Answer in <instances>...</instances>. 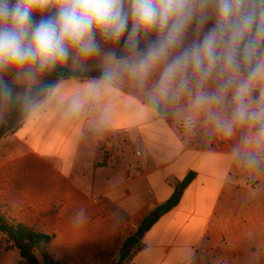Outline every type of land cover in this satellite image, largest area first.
<instances>
[{
	"label": "crops",
	"instance_id": "0c3cea01",
	"mask_svg": "<svg viewBox=\"0 0 264 264\" xmlns=\"http://www.w3.org/2000/svg\"><path fill=\"white\" fill-rule=\"evenodd\" d=\"M3 70L1 84L27 89L47 71ZM96 80L60 82L0 144V212L52 237L55 261L87 264L136 235L194 172L180 204L124 264H264V196L239 162L254 125L225 137L202 116L189 123L172 106H153L131 80L99 92Z\"/></svg>",
	"mask_w": 264,
	"mask_h": 264
},
{
	"label": "clouds",
	"instance_id": "9594fccd",
	"mask_svg": "<svg viewBox=\"0 0 264 264\" xmlns=\"http://www.w3.org/2000/svg\"><path fill=\"white\" fill-rule=\"evenodd\" d=\"M122 39L123 56L103 54L97 92L131 80L153 106L225 137L255 125L243 143L264 150V0H0V70L43 72Z\"/></svg>",
	"mask_w": 264,
	"mask_h": 264
},
{
	"label": "trees",
	"instance_id": "16d2710c",
	"mask_svg": "<svg viewBox=\"0 0 264 264\" xmlns=\"http://www.w3.org/2000/svg\"><path fill=\"white\" fill-rule=\"evenodd\" d=\"M53 11L48 12L45 18L51 15ZM147 45L148 43L141 40V49ZM116 47L118 48L116 56H123L125 54L124 40L122 39L119 44H116ZM101 74L102 71L87 73L83 70H72L62 63L47 70L41 83L30 89L17 84L0 83V143L9 135H14L21 128L28 115L46 99L60 82L70 79H99ZM195 179L196 173L190 172L182 181L174 183V192L170 199L166 203L157 206L142 222L138 233L127 239L118 264H124L129 260L134 251L140 247L145 234L162 217L180 204L185 191ZM2 235L7 239V243L18 250L24 264H62L55 261L48 253V246L52 241V237L36 232L26 225L17 224L0 212V236Z\"/></svg>",
	"mask_w": 264,
	"mask_h": 264
},
{
	"label": "rangeland",
	"instance_id": "374dc122",
	"mask_svg": "<svg viewBox=\"0 0 264 264\" xmlns=\"http://www.w3.org/2000/svg\"><path fill=\"white\" fill-rule=\"evenodd\" d=\"M50 11L51 10H49L48 12ZM48 12H45L43 16L45 17ZM40 19H41V13L36 12L33 16V21L38 22ZM144 41L146 43L150 42V40H144ZM100 44H101L100 55L90 58L86 61L76 60L70 55L69 60L63 64L72 70H80V67H83L85 70L94 69L96 67L103 68V54L109 51L115 52L116 54L118 48L116 47V44H112V43H105L103 41H100ZM97 71H102V70H97ZM6 79H8V76L4 73V70H0V81L3 82ZM33 82H37V81H33ZM136 90H138L139 92L141 89L139 87H136ZM11 136L13 135H9L7 138ZM249 159L254 160V163H249L248 162ZM239 162L243 164L246 168L245 180L252 185L257 195L263 197L264 196V152L239 154ZM131 236L132 235L121 236L116 242V244L110 247V249H108L106 252L97 255L94 258L93 262L87 264H118L121 259L123 247L127 239L130 238ZM0 264H24V262H22L20 258L18 250L14 249L12 245L7 243V239L3 235L0 236Z\"/></svg>",
	"mask_w": 264,
	"mask_h": 264
},
{
	"label": "built area",
	"instance_id": "2783aa9c",
	"mask_svg": "<svg viewBox=\"0 0 264 264\" xmlns=\"http://www.w3.org/2000/svg\"><path fill=\"white\" fill-rule=\"evenodd\" d=\"M255 132H256V126L254 125V127L250 130V132L245 134V136L242 138L240 145H239V154H242V153L251 154L252 152H254V153L264 152V150H260V149L255 148L254 145H245L243 143V140L245 137L252 136L255 134ZM228 142H229V140L226 141V143H228Z\"/></svg>",
	"mask_w": 264,
	"mask_h": 264
}]
</instances>
